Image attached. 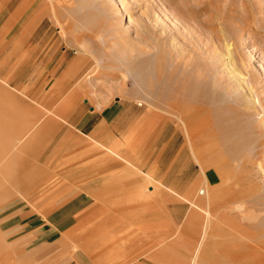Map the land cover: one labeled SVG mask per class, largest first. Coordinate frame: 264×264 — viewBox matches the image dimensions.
I'll return each instance as SVG.
<instances>
[{
    "label": "rangeland",
    "instance_id": "1",
    "mask_svg": "<svg viewBox=\"0 0 264 264\" xmlns=\"http://www.w3.org/2000/svg\"><path fill=\"white\" fill-rule=\"evenodd\" d=\"M57 262L264 264V0H0V264Z\"/></svg>",
    "mask_w": 264,
    "mask_h": 264
},
{
    "label": "crops",
    "instance_id": "2",
    "mask_svg": "<svg viewBox=\"0 0 264 264\" xmlns=\"http://www.w3.org/2000/svg\"><path fill=\"white\" fill-rule=\"evenodd\" d=\"M88 118L90 119V118H92V115H91V113H90V115L88 116ZM109 118V116H108V114H106V112H105V114L103 115V118H99V120L98 121H95V122H93V125H94V127L96 128V125H98V126H100V125H108L109 123H111V122H109L110 121V119H108ZM88 119V120H89ZM112 120V119H111ZM95 128H93L94 130H95ZM104 128H105V130H106V127L104 126ZM96 131V130H95ZM94 131V132H95ZM107 131V130H106ZM104 138V140H107L108 138H110L109 136V134H108V131H107V133H104V135H102ZM108 190V189H107ZM17 212V211H16ZM23 214H24V212L23 213H20L19 215H17L18 216V218H16L15 219V221H14V223L18 220V219H21L22 220V218H23ZM24 221H26L25 219H24ZM17 223H20V222H17ZM23 225H25V224H23ZM42 226V225H41ZM53 227H54V230H56V227L53 225ZM58 264H59V262H57Z\"/></svg>",
    "mask_w": 264,
    "mask_h": 264
},
{
    "label": "bare ground",
    "instance_id": "3",
    "mask_svg": "<svg viewBox=\"0 0 264 264\" xmlns=\"http://www.w3.org/2000/svg\"><path fill=\"white\" fill-rule=\"evenodd\" d=\"M160 73V72H159ZM170 76V75H169ZM181 85V84H180ZM180 87V86H179ZM178 86H177V88H179ZM180 89V88H179ZM202 167V166H201Z\"/></svg>",
    "mask_w": 264,
    "mask_h": 264
}]
</instances>
